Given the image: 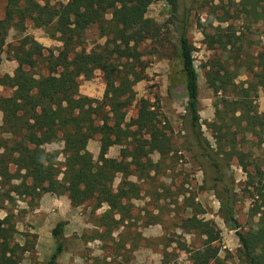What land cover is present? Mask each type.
I'll use <instances>...</instances> for the list:
<instances>
[{"label": "trees", "instance_id": "obj_1", "mask_svg": "<svg viewBox=\"0 0 264 264\" xmlns=\"http://www.w3.org/2000/svg\"><path fill=\"white\" fill-rule=\"evenodd\" d=\"M55 1L7 0L4 16L0 18V55L9 29L23 28L27 19L34 26L45 28L51 36L58 35L62 44L59 55L51 56L53 62L52 65L49 63L51 66L46 77L35 78L31 73L38 61L45 59L42 47L36 42L16 54L14 60L17 67L12 76L6 74L0 77V86L12 90L11 95L0 96V131L11 137L10 145H0V177L5 179L3 176L7 167L13 165L18 171L16 177L33 179L32 186H25L27 191L38 190L55 197L65 195L72 207L93 202L94 211L106 205L108 209L96 217L94 224L101 231H96L95 236L88 240L110 238L115 244V252L125 248V241L131 242L127 252L138 248L136 236L129 239L127 233L121 231L116 241L113 237L114 231L127 228L132 220L131 201L140 198V185L130 181L129 177L134 176L138 181L151 178L150 172L157 163L152 162L150 154L167 155L171 151V141L166 134L168 126L159 120L148 100L138 102L137 115L129 123L124 122L123 110L135 100L133 85L143 79L133 64L139 62L137 48L159 34L158 25L145 17L146 10L155 2L164 1L179 44L187 95L185 111L190 117V126L198 145L217 174L215 181L223 186V194L217 192L216 196L224 222L230 225L238 238L237 258L244 264H264V196L254 213L259 216L256 229L240 232L228 189L231 177H226L225 172L229 167L228 159L234 156L242 171L248 174L244 155L234 149L227 152L222 148L226 136L222 135L223 126L220 123L209 124L219 154L202 137L193 47L187 36L186 20L177 25V0ZM238 5L246 15H254V22L264 21V0H240ZM92 26L97 28L101 38H106L101 51H81L69 57L80 44L83 34ZM205 43L212 48L215 44L220 45L221 39L205 34ZM227 44L230 43H222V46L226 49ZM120 60L130 63H118ZM221 68L220 63L213 61L205 74L206 84L214 94L224 92L229 86L226 70L220 74ZM256 68L250 67L248 72L264 88V77L258 74ZM95 70L102 71L105 81L102 101L81 96L78 90V79H90ZM239 91L236 100L222 99L221 103L224 108L232 107L231 110L240 113L243 130L250 133L261 125L264 113L255 109L249 90ZM216 113L218 118V108ZM96 134L100 135V146L98 158L94 161L87 150V143ZM56 142L63 143L62 163L58 161L56 151L44 148ZM114 145L122 147L120 160L106 157L109 148ZM117 175L120 182L114 188ZM64 226L63 222H58L51 230L55 248L46 264H56L66 248ZM180 229L204 237L203 251L191 255L192 264H226V259H220L218 255L220 248L214 245L220 241V232L212 221L193 215L181 223ZM16 233L10 218L0 219V264H12L18 254L34 249V245L26 248L15 242ZM176 248L190 252L185 242L177 243ZM169 254L164 247L162 264H168ZM126 261H129L128 257Z\"/></svg>", "mask_w": 264, "mask_h": 264}, {"label": "rangeland", "instance_id": "obj_2", "mask_svg": "<svg viewBox=\"0 0 264 264\" xmlns=\"http://www.w3.org/2000/svg\"><path fill=\"white\" fill-rule=\"evenodd\" d=\"M6 1L0 0V18L4 16ZM239 1L177 0V25L181 20H186L187 36L193 47L202 137L210 148L217 151L209 124L220 123L223 126L222 135L226 136L222 148L227 152L234 149L244 155L243 160L248 174L242 171L234 156L227 158L229 167L225 174L226 177H231L228 189L234 217L238 222L239 231L245 233L256 229L259 216L254 213L264 196V118L260 120L261 125L256 126L252 132H245L244 122L239 118L240 113L231 110L232 107L224 108L221 100H236L239 90L247 89L255 109L258 113H264V88L260 87L257 79L248 72V68L258 67L255 70L264 77V21L254 22V15H246L238 5ZM145 17L158 25L159 34L157 38L146 41L137 48L139 64L135 62L133 64L135 70L141 72L143 79L133 85L135 100L123 110L124 122L129 123L135 119L138 102L141 99L148 100L152 110L158 114L159 120L168 126L166 134L171 141V151L164 156L157 152L150 154L152 162L157 163L150 172L151 178L138 181L134 176L129 177L130 181L140 185V198L131 201L132 220L128 222L127 228L114 231L113 237L116 241L117 234L121 231L127 233L129 239L136 236L138 248L133 252H127L126 249L131 242L125 241V248L115 252V244L110 238L93 243L94 247L86 246V241L94 237L96 231H101L94 226L96 217L103 215L108 209L103 205L94 211V203L87 202L79 207V212L85 216L89 225L95 228H88L81 236L69 227L66 229L68 235L65 239L66 248L69 246L73 251L78 248L76 254L79 255L78 260H72L70 264H162L164 247H167L170 253L167 258L168 264H192L191 255L203 251L204 237L193 231L183 232L180 225L193 215L198 219L212 221L219 230L220 241L214 245L220 248L218 254L220 259L225 258L226 264H244L237 258V249L240 245L235 231L224 222L219 210L220 204L216 193L223 194V186L215 181L217 174L198 145L190 126V117L185 111L187 102L185 78L177 34L169 22L166 3L159 1L151 4L146 10ZM205 34L218 36L221 44L209 48L205 43ZM105 41L106 38H101L97 28L92 26L83 34L80 44L69 57L81 51L86 53L101 51ZM32 42L42 47L45 59L39 60L31 69V73L35 78L48 75L53 58L62 51V44L58 40V35L51 36L45 28L36 27L27 19L23 28H12L8 31L0 55V77L7 72L13 74L17 67L14 60L16 54L29 49ZM222 43L230 44H227L225 49ZM213 61L220 63L222 67L220 74H224L226 70V78H229L227 89L218 94H214L208 88L205 80L206 71L210 69ZM118 63L129 64L130 61L120 60ZM78 85L81 96L97 101L103 100L105 81L102 71L95 70L90 79L80 77ZM1 87L3 93L0 96L11 95V89ZM217 108L220 111L218 118ZM99 139L100 135L96 134L87 143V150L94 161L98 158ZM10 141V135L0 131V145H10ZM44 148L46 151H56L58 161L63 162L62 142L52 143ZM121 149L122 147L118 145L111 146L106 157L120 160ZM17 173L15 166L9 165L3 176L6 178L0 177V219L10 218L17 230L15 242L21 246L25 245L26 248L34 245V249L18 254L12 264H46L52 253L48 254L45 250L42 254H37L35 224L38 221L33 217V211L40 205L41 197L50 193L25 190V186H32L34 181L31 177H16ZM21 173L24 174L23 171ZM119 182L120 176L117 175L113 187L116 188ZM61 197L67 198L65 195ZM40 223L47 226L48 221L44 219ZM76 240L81 242L78 247ZM179 242H185L190 252L177 249L176 244ZM93 249L100 252L93 256L91 253ZM127 257L129 261H126ZM56 264L59 263L56 261Z\"/></svg>", "mask_w": 264, "mask_h": 264}, {"label": "crops", "instance_id": "obj_3", "mask_svg": "<svg viewBox=\"0 0 264 264\" xmlns=\"http://www.w3.org/2000/svg\"><path fill=\"white\" fill-rule=\"evenodd\" d=\"M9 76L13 74L11 72H7ZM3 93V89L0 86V95ZM48 204V206H47ZM53 211L51 212V210ZM33 217L37 219V223L35 224V232L37 234V242H36V251L37 254H42L43 251L47 250L48 254L53 253L55 248L54 240L51 236V230L58 222H63L64 226V238L67 239L68 235L66 234V229L69 227L77 235H82L84 232L88 230V228H95L94 226H90L86 221L85 216H83L79 212V207H72L69 203V200L64 197H53L50 194H45L41 197L40 205L35 207L33 211ZM46 219L48 221L47 226L41 224L40 222ZM90 226V227H89ZM99 240H88L86 242V246H91L93 243H96ZM81 244L80 240L77 242L76 246ZM93 246V245H92ZM94 247V246H93ZM75 252V254H74ZM78 248L73 251L67 246L65 250L60 254L57 259L59 264H70L73 260H78L79 255ZM100 250L93 249L92 255L96 256ZM76 258V259H74Z\"/></svg>", "mask_w": 264, "mask_h": 264}]
</instances>
